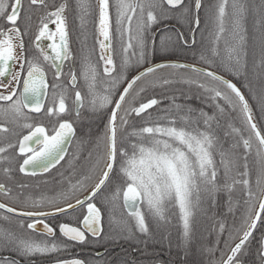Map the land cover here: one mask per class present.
<instances>
[{"label": "snow or ice", "instance_id": "snow-or-ice-1", "mask_svg": "<svg viewBox=\"0 0 264 264\" xmlns=\"http://www.w3.org/2000/svg\"><path fill=\"white\" fill-rule=\"evenodd\" d=\"M70 10L81 29L92 18L95 58L83 41L73 49ZM169 52H191L208 67L152 62ZM0 89V120L20 129L0 124L16 137L0 143V194L11 201L0 203V220L15 217L18 229L0 228V251L27 264L37 256L95 264L65 254L70 246L107 251L117 237L146 247L175 218L178 264H204L196 255L248 264L253 241L252 264H264V0H96L95 8L91 0H0ZM193 96L202 106L189 103ZM77 140L98 150L89 153L92 175L53 195L16 180L50 174ZM58 216L65 222H48ZM0 264L20 260L0 256Z\"/></svg>", "mask_w": 264, "mask_h": 264}, {"label": "trees", "instance_id": "trees-1", "mask_svg": "<svg viewBox=\"0 0 264 264\" xmlns=\"http://www.w3.org/2000/svg\"><path fill=\"white\" fill-rule=\"evenodd\" d=\"M205 3H209L210 0H204ZM255 2H258V0H255ZM91 3L93 4V8H95L96 0H91ZM201 31L204 29L206 22H207V15H206V10L202 8L201 10ZM69 23L71 27V35L74 39V43L72 44L73 49H78L81 47V41H83V47L85 49L87 48H92L95 47V52L93 53V58H95L96 54L98 53V45L96 44L95 40V27L92 22V18H86L84 27L81 29L80 28V21L78 16L76 15L75 12L69 11ZM247 27L249 30V35L252 34L253 28H252V15H249L248 21H247ZM199 34L197 35V39H199ZM158 43V40H157ZM163 59H177V60H184L188 61L191 63H197L196 59H193L192 53L191 52H169L167 54H161L157 55L152 58V62L160 61ZM251 60V57L249 58ZM198 64V63H197ZM200 65V64H198ZM203 67H208L207 65H201ZM132 74H135L133 72ZM221 74H224L221 72ZM230 79H233L230 75H226ZM131 78V77H129ZM234 82L236 80L233 79ZM253 84L256 87H259V82L253 79ZM125 86V85H124ZM239 86V84H238ZM244 91V89H242ZM150 95H158V93H150ZM248 94L246 93V96ZM165 104L167 101L164 102ZM189 103L192 104L193 107H200L201 101L196 98V96H193V99L189 101ZM250 104H254V101L250 100ZM237 127H239L238 121H234ZM98 126L93 129V136L98 134L100 131H102V125L97 122ZM98 150L95 147L94 143H88V144H82L78 140L73 141L68 158L66 162L68 163V167L70 172H73V182L76 183V181L83 180L84 175H92L91 169L92 165L94 163V159L89 158V153H96ZM65 162V163H66ZM64 163V164H65ZM66 170V169H64ZM124 213L126 214L125 210H123ZM178 212V209L175 210ZM239 213H237V216ZM231 222V221H230ZM155 228V225H153ZM177 220L175 218H172V227H170L166 232H164L162 229H157L156 233L153 237V251L154 254L158 253V257L154 258V263L156 261H164L166 264H178V262L183 258V252L176 247L177 243L179 242L178 240V232H177ZM163 232V235L168 237L167 239H161V233ZM261 233L257 231L255 233V236L259 238ZM217 237L214 232L211 234L205 233L204 234V242L211 247L214 242L216 241ZM221 240L220 248H223V241L227 239V232L223 236L219 238ZM169 241H171V247H169ZM258 247V241H253L252 244L250 245L251 253L247 257L248 264H252V261L257 260V257L255 256V251L256 248ZM195 252V249L193 250ZM162 252H165V257L164 259L161 257ZM219 256V252L216 253V257ZM215 258V257H213ZM193 259L204 260V264H207L209 257L205 255L204 257H200L199 255H196L193 257Z\"/></svg>", "mask_w": 264, "mask_h": 264}, {"label": "flooded vegetation", "instance_id": "flooded-vegetation-1", "mask_svg": "<svg viewBox=\"0 0 264 264\" xmlns=\"http://www.w3.org/2000/svg\"><path fill=\"white\" fill-rule=\"evenodd\" d=\"M110 4H114V0H110ZM54 27V26H52ZM3 91V89H0ZM36 120L42 119L39 114H32ZM46 123V121H45ZM0 124H3L4 127H13V132H19L20 129L11 126L4 120H0ZM24 134L26 130H24ZM5 137L8 140H15V135L13 133H3L0 132V143L6 142ZM72 145V144H71ZM71 145L68 148V154L71 148ZM68 154L65 156V159L61 161V164L57 166L56 169H53L50 174H44L43 177L37 176L35 178H28L19 174L16 177V180L27 183L32 186L40 185L47 194L53 195L58 193L59 189L62 186H65L67 181L70 179L72 183L73 172L68 171V163L66 162ZM66 162V163H65ZM65 163V164H64ZM66 169V170H64ZM3 180V177L0 176V181ZM47 180L48 183L45 186L43 181ZM7 202L11 205V201H8L2 194H0V203ZM125 210V209H124ZM126 212V210H125ZM5 213L0 212V216ZM27 222H31L30 220ZM48 222L52 223L53 226L60 222H65V217L58 216L54 220H49ZM0 228H6L9 230H18L17 229V218L13 217L10 222H4L0 220ZM29 232L31 230H28ZM57 236H59L57 230ZM35 238L39 239L38 234L35 235ZM116 243L108 244L107 251L102 246H70L71 251L66 256H75L81 259H86L88 261H94L95 264H104V261H107L108 264H166L164 261H156L154 263V258L158 257V253L154 254L153 251V238H151L147 246L139 243L138 239H123L120 237L116 238ZM100 253V256H97V253ZM0 256L14 257L20 260V264H27V261L21 257L16 256L14 252L11 251H0ZM161 257L164 259L165 252H162ZM55 256H37L33 257V264H55Z\"/></svg>", "mask_w": 264, "mask_h": 264}, {"label": "water", "instance_id": "water-1", "mask_svg": "<svg viewBox=\"0 0 264 264\" xmlns=\"http://www.w3.org/2000/svg\"><path fill=\"white\" fill-rule=\"evenodd\" d=\"M164 60H167V61H170V62H181V63H191V62H188V61H184V60H177V59H164ZM158 62H163L162 60H160V61H156V62H153V63H158ZM197 66H201V65H198L197 64ZM203 67V66H202ZM142 70V69H141ZM211 70V69H210ZM219 74H221V73H219ZM225 78H227V79H230L229 77H225ZM234 82V81H233ZM125 86H126V84H125ZM126 210V209H125ZM126 212H127V210H126Z\"/></svg>", "mask_w": 264, "mask_h": 264}]
</instances>
